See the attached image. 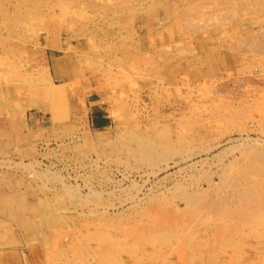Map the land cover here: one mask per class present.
<instances>
[{"label": "rangeland", "instance_id": "374dc122", "mask_svg": "<svg viewBox=\"0 0 264 264\" xmlns=\"http://www.w3.org/2000/svg\"><path fill=\"white\" fill-rule=\"evenodd\" d=\"M100 106L106 126L92 122ZM254 147L264 150V0H0V264H54L95 251L94 226L115 238L175 211L191 225L185 241L170 236L173 251L119 247L111 263L192 264L205 227L182 212L188 197H216ZM249 241L248 256L263 257Z\"/></svg>", "mask_w": 264, "mask_h": 264}, {"label": "bare ground", "instance_id": "6f19581e", "mask_svg": "<svg viewBox=\"0 0 264 264\" xmlns=\"http://www.w3.org/2000/svg\"><path fill=\"white\" fill-rule=\"evenodd\" d=\"M53 90H54L53 88H50L49 92L50 91L52 92ZM149 149H151V147ZM230 166H231L230 168L232 169L229 171L230 173L227 172L228 175L221 178L220 183L222 186L220 185L215 186L216 188L214 189L213 194H215L216 197L209 199L208 197L210 196L208 195L210 194L205 191L204 192L201 191L198 194L193 193V195H190L188 197V200L186 201L187 203L186 208L184 206L185 209L182 210V212L189 213L192 216L196 215L195 222L201 225L202 227H205L200 239L198 238V236L197 237L194 236V240L195 238H198L199 240H195L196 242L194 241L195 243H193L192 245L189 244V246H191V248L189 249L190 252L192 251H193L192 253L195 252L196 257H194L192 253L190 255L188 253V256H185V258H187L188 263L191 262L192 264H259V261L264 260V255L263 257H261L260 255L258 256L259 254L258 251H257L258 253L257 258L255 256H251L250 258L248 256L250 250H247V251L245 250L246 246H248V243H247L248 240H251V242L249 241L251 245L254 244V241L258 242V239L262 240L261 239L262 236L261 238L259 237V235L261 234H259L260 232L258 228L261 227V230L264 229L263 227L264 226V150L261 148L257 149L256 147H254V149L248 148L243 153L241 162L237 163L235 161V163H233L232 165L230 164ZM226 169L228 168L226 167ZM229 185L231 187L233 186V189L229 193L223 192L222 187H227ZM175 212H174V218H169V219L164 218L163 220H160V219L153 220L157 218L156 216H154L156 218H153L152 220L150 218V221L145 224L143 223L138 224L134 222L128 225H122V226L118 225L121 229V232L118 236H115V238L113 236L112 237L107 236L106 233H103V231H109L111 227L106 228L107 225L104 227V226H99L100 224L99 225L97 224L99 227L95 228L94 226L93 228H94L96 239H98V241L100 242H98L96 249H94L95 251H91V248L87 246L88 249L82 252V249L80 247L81 250L79 251L81 253L76 254L73 257H70V259L69 258L63 259L62 254L59 253L58 255V257H60L59 260L56 259L55 261L53 260H50V261L54 264H60V262H64V261H65L64 264H78V263L80 264H99L101 263L102 264V262L104 263L106 262L107 264H110L112 261H116V262L118 261L119 263V260H117L118 258H116L118 256L115 255L116 253H113L115 250H118L117 248L119 247L121 248L120 249L121 253L129 252L130 249L132 248L133 249H136V248L142 249V247L153 248L154 252H153V249H151L152 251L150 249H145L147 253L146 252L143 253V251H141L142 256L147 254L149 255L148 258L151 257L150 255L154 256L156 252L161 254L164 246L170 249L171 251H173L174 245L171 244L172 242L170 243V240L175 239V241H179L180 236L183 235V234L180 235L181 232L186 231L185 229H187L191 225V222H190L191 220L184 221L183 223L179 222L180 219L177 220L175 217V215L178 214V212L176 214ZM171 215L172 214H170V216ZM180 215L181 213L179 214V216ZM218 219L219 220L221 219V220L218 221ZM195 228H196L195 230H197L198 227H195ZM195 230L193 231L195 232ZM207 231H210L213 234H209V233L207 234ZM243 232H246L247 236L244 235V237L238 238L239 240L236 239V237L241 236ZM262 232H264V230ZM87 233L88 232H86V234ZM188 234L192 237L193 235H195L192 232V230H191V233L188 232ZM207 235L209 236L207 237ZM262 235L264 237V234ZM89 237L88 235L86 236V238H89ZM130 238L132 239L134 238L133 240H135L134 242L130 240L132 243H134V247H132L130 243H128V240ZM169 238L171 239L169 240ZM89 239L88 240L84 239V240L89 242ZM235 239H236V242H235ZM76 240H75V243H76ZM91 240L93 241V239ZM182 240H184V237L182 238ZM237 240H238V243H237ZM77 242H80V239ZM259 242L261 243L262 241H259ZM78 244L79 243H77V245ZM80 245L82 246L81 242H80ZM178 245H179V242H178ZM184 245H186V243ZM71 246H74V245H71ZM186 246H187L186 249H188V245ZM82 247H86V246L83 245ZM184 247L185 246H182V248ZM252 247L253 245L251 246V248ZM255 247L254 249L256 248L258 249L259 246L256 248ZM74 249H76L75 246H74ZM133 249H132V252L130 251L132 253V254L130 253L131 255L135 254L134 253L135 251L133 252ZM229 249H231V251L232 249L235 250L237 252L238 258L235 257L234 259L231 257L230 259H228V257H230L227 254ZM120 250L118 251L119 254H120ZM244 250L246 251L245 254L242 253ZM130 254L128 255L130 256ZM260 254L262 255L263 253L260 252ZM137 255H139V253ZM197 255L199 256L198 258H197ZM131 257L133 260L136 258V256L134 258L133 256ZM143 257H141V259L144 260ZM241 259H242L241 261L242 263L240 262ZM91 261H95V263L94 262L91 263Z\"/></svg>", "mask_w": 264, "mask_h": 264}, {"label": "crops", "instance_id": "0c3cea01", "mask_svg": "<svg viewBox=\"0 0 264 264\" xmlns=\"http://www.w3.org/2000/svg\"><path fill=\"white\" fill-rule=\"evenodd\" d=\"M103 109L102 106L95 108L92 122L96 126H106L109 124V115Z\"/></svg>", "mask_w": 264, "mask_h": 264}]
</instances>
